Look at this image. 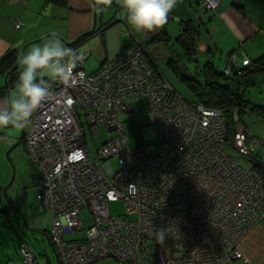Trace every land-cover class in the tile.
Listing matches in <instances>:
<instances>
[{"label": "built area", "instance_id": "obj_1", "mask_svg": "<svg viewBox=\"0 0 264 264\" xmlns=\"http://www.w3.org/2000/svg\"><path fill=\"white\" fill-rule=\"evenodd\" d=\"M219 3L203 1L210 8ZM128 34L129 47L96 72L87 73L86 54H78L69 84L49 81L51 95L26 133L43 173L37 198L53 217L51 236L62 264L109 257L118 264L248 262L238 244L264 219L261 176L229 156L222 112L171 95L172 85L154 67L146 43ZM142 99L164 137L159 149L131 146L126 135L122 115L137 117L134 103ZM100 127L108 138L91 150L86 135L98 136ZM247 133L242 127L236 133L244 154L250 152ZM118 200L126 203L127 218L112 216L110 201ZM83 209L92 219L85 237L66 240L69 232L84 229ZM22 251L27 263L37 264L28 247Z\"/></svg>", "mask_w": 264, "mask_h": 264}, {"label": "crops", "instance_id": "obj_2", "mask_svg": "<svg viewBox=\"0 0 264 264\" xmlns=\"http://www.w3.org/2000/svg\"><path fill=\"white\" fill-rule=\"evenodd\" d=\"M97 7L103 10L98 12ZM203 8L200 0H177L173 9L174 17L170 13L167 22L174 20L177 15L192 18L195 23V19H199V27L203 25L205 31L200 30L198 48L204 52L211 51L213 47L216 51L227 53V56L230 53L240 56V53L245 52L249 58H255L264 54V0H220V5L212 14ZM126 15L122 0H67L63 5L46 0H0V57L11 49H17L22 55L34 45L58 39L77 54L85 53L82 68L87 73H93L105 61L117 55L119 51H115L116 48L120 50L129 44L131 38L128 30L146 44L156 42L154 38L163 28L168 30L166 22L146 39L129 26ZM18 22L22 23L20 27H17ZM204 33L206 36H203ZM80 36L87 39L75 45ZM154 49L159 48L155 46ZM87 60L92 61L88 69L85 64ZM6 81V75L0 72V110L7 108L10 98L18 92L17 84L6 87ZM260 89V92L264 91L263 86ZM27 129L0 128V204L4 201L2 188L8 185L15 170L16 176L19 174L17 163L22 157L24 163L27 161L23 172L29 169L27 143L25 140L20 141ZM6 154L12 157V162L6 158ZM17 187L19 190L24 188L21 185ZM23 196L26 199L25 194ZM45 211L35 215L41 218ZM26 216L29 217L27 212ZM31 222L37 223L36 218ZM238 248L249 261L236 259L234 264H264V221L258 223L239 242ZM0 253V264H15V256L9 255L5 261L2 256L7 252L1 250ZM115 264H118L117 260Z\"/></svg>", "mask_w": 264, "mask_h": 264}, {"label": "rangeland", "instance_id": "obj_3", "mask_svg": "<svg viewBox=\"0 0 264 264\" xmlns=\"http://www.w3.org/2000/svg\"><path fill=\"white\" fill-rule=\"evenodd\" d=\"M208 13L212 14V11H208ZM182 18L184 17L177 15L174 20L170 19L167 22L168 32L170 35L169 40L150 43L149 50H151L152 55L156 59L158 69L164 74L175 90L185 98L191 101H196V94L193 92L189 84L181 78V74H185L187 77L196 76L197 78H202L199 76L198 71L201 72V67L206 60L213 59L215 64L219 68L223 69L227 64L228 56L227 53H221L212 47V51L204 52L200 50L197 59H184V53L180 47V42L176 40V37L180 33V20ZM195 21L196 23L194 22V24L199 27V19H195ZM199 28L201 31H205L203 25ZM203 36H206L205 33ZM155 46H158L159 49H154ZM169 59H172L174 64L173 67L168 65ZM241 62L242 60L238 57L237 64L239 65ZM85 64L88 69L92 66V61L87 60ZM260 82L261 79L259 80V83ZM262 86L264 88V82L262 83ZM259 89L260 88H257V86L253 87L250 95L254 100L258 99L264 101V91L260 92ZM139 106L140 108L137 110V117L133 118V115L129 114L122 115L128 140L131 146H140L150 143L155 144L158 147L161 145L162 137L158 134L155 124L153 123L149 106L146 102L139 103ZM244 124L246 125V123ZM247 124L248 129H250L253 135L264 138L263 123L253 118H247ZM107 138V131L104 127H100V134L98 136H93L90 131L86 135V140L91 150L101 146ZM260 151L262 152L263 150ZM26 156L29 161V169H25V172H23L22 169L26 166L27 161L24 163V159L22 157V160L17 163L20 170L19 174L16 176L15 170V173H13L8 185L2 188V197L4 201L1 202L0 208L4 205L2 209H8L7 216H3L4 213L0 216V252L1 250L7 252L5 253V256H2V259L7 261L9 255H13L16 258L15 264H29L26 262L25 256L21 251L22 245H25L32 250L38 264H58L57 250L50 242L47 233L44 232V230H51L53 218L51 217V213L46 212L45 209L41 208L39 205L37 188L34 186L31 175V166L33 164L31 160L32 156L28 152H26ZM237 157L245 165H252L250 159L247 157H243L239 154H237ZM6 158L12 162L11 156L9 157L6 154ZM112 161L117 166V159L115 157ZM34 165L39 171V167L36 164ZM261 179L264 184L262 176ZM18 185H21L22 188H24L19 190L17 187ZM23 194H25L26 199H24ZM109 207L112 216L127 218V207L124 201L110 202ZM39 211H45V214H42L41 218L40 216L35 215L36 213L39 214ZM26 212L29 217L26 216ZM34 217L36 218L37 223L31 222ZM81 220L82 227L84 229L67 235V240L71 238L82 239L85 237L86 228L92 223L91 215L88 209L82 210ZM58 252L60 251L58 250ZM115 263V258L109 257L94 264Z\"/></svg>", "mask_w": 264, "mask_h": 264}, {"label": "trees", "instance_id": "obj_4", "mask_svg": "<svg viewBox=\"0 0 264 264\" xmlns=\"http://www.w3.org/2000/svg\"><path fill=\"white\" fill-rule=\"evenodd\" d=\"M66 1L67 0H46V2L54 3L57 5H63L66 3ZM203 1L204 0H200V3L203 5L204 11L206 9L207 12L215 11L217 7L219 6L218 5L215 8H210V7L205 6L203 4ZM171 14H173L172 17H174L173 10ZM193 20L194 19L192 18H187V19L182 18L180 20V33L176 37V40L180 42V47L183 50V53H184L183 58L184 59L188 58L189 60L197 59L199 55V51H200L198 48V43L200 40V37H199L200 29L198 25L196 26L194 24ZM169 38H170V35H169L168 30L166 28H163L162 31L159 33V35L154 38V40L156 42L167 41L169 40ZM85 39L87 38L84 36H80L78 38V42L75 45L77 44L79 45ZM130 43H131V40L127 46H124L119 50L117 55H119L121 50L129 47ZM146 49L149 51V55L154 62L153 63L154 67L158 68L156 64V59L155 57H153V55L151 54L149 50V43L146 44ZM240 54L241 55L238 56L239 55L238 53H230L227 59V64L225 65L223 69L219 68L215 64L213 59L206 60L203 66L201 67V72L198 71L199 76L202 78H197L196 76L187 77L185 74H181V78L189 84L193 92L196 94L195 96L196 101H191L185 98L180 93H178L173 86L171 89H169V92L171 95L173 94V95H178L179 97H181L191 107L192 106L193 107L203 106L209 109L221 111L222 115L225 118L226 126H227V135H226V139L224 143L226 144V150L229 156L232 157L233 159L238 160L242 166H245L247 168H252L255 171H257L264 180V153H263L264 152V138L253 135L250 129H248L247 127L248 126L247 118L256 119L259 122L264 124V102L258 99L254 100L250 95L252 88L256 86L257 88H260L262 86V82L264 81L263 79L264 78V54L258 57H255V58H249L245 52H242ZM20 56L21 54L20 52H18L17 49H11L0 57V72L5 74L7 77L6 87H9V86L11 87V85L17 84L18 73L20 71L19 65H18ZM238 57H240V60H242V62L239 63V65L237 64ZM245 58H248V63H244ZM232 62L236 64L232 65L230 69L227 71L228 66ZM168 65L172 67L174 66L172 59L168 60ZM15 66L16 68H14ZM260 79H261V82L259 83ZM259 90L261 91L262 89H259ZM141 102H146L150 110V104L145 99H142L141 101H136L134 103L136 109L140 108L139 103ZM244 123H246V125ZM239 127L244 128L246 131L248 130L247 136L249 137L247 138V143L250 148V152L246 154L239 151L237 147L236 133L239 130ZM163 142H164V137H162L161 145L158 147L156 146L157 149H159L162 146ZM260 150H263V151L261 152ZM237 154L250 159V162L252 165L250 166L245 165L237 157ZM31 160L33 162L31 175H32V179L34 182V186L38 188V186L42 184V174L43 173H42L40 166L35 162V160L33 158H31ZM34 164H36L39 167V171L35 168ZM118 201H121V200H118ZM110 202H117V201H110ZM40 207L45 209L41 205ZM7 211L8 209H0V216L2 215V213H4L3 216H7ZM49 213L51 212L49 211ZM44 232L47 233L50 242L57 250L58 263L62 264L63 261H62L61 254H60L61 252H58L59 249L56 247L55 242L52 239L51 230L50 231L44 230ZM74 232L75 231H71L67 235L74 233ZM66 236H65V239H66ZM71 239H74V238H71ZM24 246L25 245H22V247Z\"/></svg>", "mask_w": 264, "mask_h": 264}, {"label": "clouds", "instance_id": "obj_5", "mask_svg": "<svg viewBox=\"0 0 264 264\" xmlns=\"http://www.w3.org/2000/svg\"><path fill=\"white\" fill-rule=\"evenodd\" d=\"M122 5L129 26L148 39L166 24L176 0H122ZM102 10L97 7L98 12ZM78 58L74 49L58 39L46 40L25 51L19 58L18 92L10 98L9 106L0 110V128H27L32 123L33 114L51 95L49 81L69 84ZM157 234L162 242L164 231Z\"/></svg>", "mask_w": 264, "mask_h": 264}, {"label": "water", "instance_id": "obj_6", "mask_svg": "<svg viewBox=\"0 0 264 264\" xmlns=\"http://www.w3.org/2000/svg\"><path fill=\"white\" fill-rule=\"evenodd\" d=\"M14 68H16V66ZM24 140L26 141V133L25 132L23 133L22 137L20 138V141H24ZM0 209H2V208H0ZM104 259H106V258H104Z\"/></svg>", "mask_w": 264, "mask_h": 264}]
</instances>
